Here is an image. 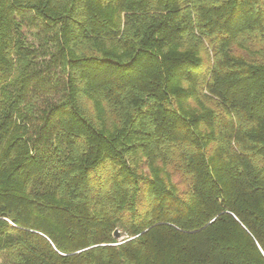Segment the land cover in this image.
<instances>
[{"label": "trees", "instance_id": "trees-1", "mask_svg": "<svg viewBox=\"0 0 264 264\" xmlns=\"http://www.w3.org/2000/svg\"><path fill=\"white\" fill-rule=\"evenodd\" d=\"M0 257L264 264V0H0Z\"/></svg>", "mask_w": 264, "mask_h": 264}, {"label": "rangeland", "instance_id": "rangeland-1", "mask_svg": "<svg viewBox=\"0 0 264 264\" xmlns=\"http://www.w3.org/2000/svg\"><path fill=\"white\" fill-rule=\"evenodd\" d=\"M32 38H33L32 36L28 35V39H29V41H34V43H36V42H35L36 40H35V39L33 40ZM41 106H42V104H41ZM120 238H122V237L120 236ZM120 238H119V239H120ZM2 261H3V258L0 257V264L2 263Z\"/></svg>", "mask_w": 264, "mask_h": 264}, {"label": "water", "instance_id": "water-1", "mask_svg": "<svg viewBox=\"0 0 264 264\" xmlns=\"http://www.w3.org/2000/svg\"><path fill=\"white\" fill-rule=\"evenodd\" d=\"M114 237L117 238V239L120 238V232H119L118 230H115V232H114ZM122 238H123V237H122ZM122 238H120V239H122Z\"/></svg>", "mask_w": 264, "mask_h": 264}]
</instances>
